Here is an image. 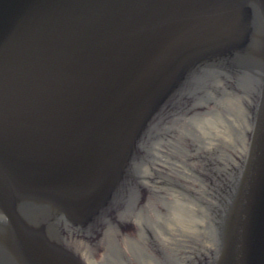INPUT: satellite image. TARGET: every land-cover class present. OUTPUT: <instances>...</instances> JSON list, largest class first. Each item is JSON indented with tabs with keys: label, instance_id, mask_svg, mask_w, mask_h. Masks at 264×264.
Listing matches in <instances>:
<instances>
[{
	"label": "water",
	"instance_id": "95a60500",
	"mask_svg": "<svg viewBox=\"0 0 264 264\" xmlns=\"http://www.w3.org/2000/svg\"><path fill=\"white\" fill-rule=\"evenodd\" d=\"M152 210L137 264H264V0H0V264Z\"/></svg>",
	"mask_w": 264,
	"mask_h": 264
},
{
	"label": "flooded vegetation",
	"instance_id": "af4514ba",
	"mask_svg": "<svg viewBox=\"0 0 264 264\" xmlns=\"http://www.w3.org/2000/svg\"><path fill=\"white\" fill-rule=\"evenodd\" d=\"M153 212L154 211L152 210L151 213L149 214V219L147 222L146 220L145 221L143 220L142 225H144L143 226L144 232L141 235H139V230H137V226H131V227L127 226L129 227V229L130 228L132 229V232L129 230L128 233H130V236L136 239L135 241L129 240V239L125 241V237H122V236L116 237V236L109 234V235H105L104 239L103 237H101V239H99L100 240L99 244H97L95 248L92 246H89V247L83 246L82 251L86 253L88 257L92 258V262L95 264H137L138 252H139L138 251V247H139L138 240H140V242L142 241L145 244V242L141 239H146V241L152 245L149 247H153L154 249H156L155 246H157V245H154L155 239L151 232L152 231L151 225L154 224L153 220H155L156 218V215H154ZM136 231H138L137 235H135ZM96 237L97 236H95L94 238L96 239ZM107 243L111 244V246L106 247ZM126 243L130 244V246L127 248L124 247V244ZM103 244H105V249L103 248ZM158 249H160V247ZM143 258H142V261H143ZM95 259H98V260L94 261ZM133 262H136V263H133Z\"/></svg>",
	"mask_w": 264,
	"mask_h": 264
}]
</instances>
